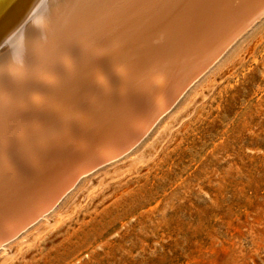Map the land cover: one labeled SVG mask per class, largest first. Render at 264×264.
<instances>
[{
	"label": "bare ground",
	"instance_id": "6f19581e",
	"mask_svg": "<svg viewBox=\"0 0 264 264\" xmlns=\"http://www.w3.org/2000/svg\"><path fill=\"white\" fill-rule=\"evenodd\" d=\"M263 14L264 0H23L0 47V247L137 145Z\"/></svg>",
	"mask_w": 264,
	"mask_h": 264
},
{
	"label": "rangeland",
	"instance_id": "374dc122",
	"mask_svg": "<svg viewBox=\"0 0 264 264\" xmlns=\"http://www.w3.org/2000/svg\"><path fill=\"white\" fill-rule=\"evenodd\" d=\"M237 37L0 264H264V14Z\"/></svg>",
	"mask_w": 264,
	"mask_h": 264
},
{
	"label": "water",
	"instance_id": "95a60500",
	"mask_svg": "<svg viewBox=\"0 0 264 264\" xmlns=\"http://www.w3.org/2000/svg\"><path fill=\"white\" fill-rule=\"evenodd\" d=\"M22 1L23 0H10V2L7 4V7L5 6L6 7L5 10L0 14V47L6 42L7 37L10 34V33L6 34L5 30L3 31L2 27L4 25H6V24H4V22L7 20L8 16L11 15L12 12L16 9V7L22 3ZM33 3L34 2H32L31 4L29 3L28 6L25 4L24 7H27V9L28 8L32 9L33 6H34ZM23 21H24V19H23ZM23 21L20 22L18 27L22 26ZM100 163L101 162L99 160H97V161H94L92 163H89L87 166H82V167L77 168L76 171L74 172V174L72 175V178L74 179L75 177L79 176L80 174H83L84 172H86L89 168H91V165L94 167V166H97ZM98 166H101V165H98ZM29 179H31V176L29 177Z\"/></svg>",
	"mask_w": 264,
	"mask_h": 264
}]
</instances>
